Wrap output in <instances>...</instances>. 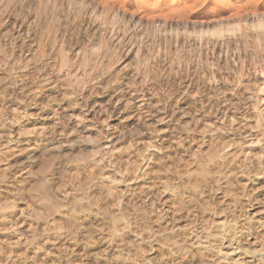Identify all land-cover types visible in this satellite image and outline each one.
<instances>
[{"label":"rangeland","instance_id":"1","mask_svg":"<svg viewBox=\"0 0 264 264\" xmlns=\"http://www.w3.org/2000/svg\"><path fill=\"white\" fill-rule=\"evenodd\" d=\"M16 1L0 0V264H177L175 237L192 253L209 249L202 264H258L264 6L246 9L247 23L235 27L206 5L166 19L171 28L158 33L149 28L158 18L134 8L91 14L78 0ZM46 142L59 148L47 155L59 207L38 221L25 191L39 178ZM74 204L86 211L68 230Z\"/></svg>","mask_w":264,"mask_h":264},{"label":"bare ground","instance_id":"2","mask_svg":"<svg viewBox=\"0 0 264 264\" xmlns=\"http://www.w3.org/2000/svg\"><path fill=\"white\" fill-rule=\"evenodd\" d=\"M21 1V0H20ZM24 1V0H23ZM79 1V3H80V5H81V7L82 8H84V9H86V10H88V11H91L90 13L92 14V12L94 13V10L96 9V8H101L102 10H107V9H110V8H113V9H117V10H119L120 8L121 9H124V8H126V7H129V8H134V9H136V10H138L139 12H140V10L141 11H147L149 14H152V17L153 18H155V17H157L158 18V20L159 21H157V22H159V23H156V25H155V23H154V20H153V23H151L150 22V26H149V28L151 29V30H157V31H159L158 33H160V32H166V29L170 26V25H167V27H166V22H165V20L166 19H168V18H174L175 19V17H181V19H182V16H187V15H189V14H191L192 15V13L193 12H195L196 10L198 11L199 9H201V8H203L204 6H206V5H210V6H212V8L210 9L211 10V16L213 17V18H220V17H222L223 15H228L229 16V19H232L233 20V22H236V26L235 27H238V25L240 24V22H241V20H243L244 21V23H247L246 21V18H247V16H248V14L246 13L247 12V10H248V8H249V10L251 9V11L253 10V9H255L256 10V8L258 7V5L259 4H262L263 6H264V0H181V1H179V2H176V3H172V2H174V1H170L172 4H169L166 0H78ZM7 2H10V1H7ZM7 2H6V4H7ZM15 2H17L16 0H15ZM11 3H12V1H11ZM23 4H24V2H22ZM13 4V3H12ZM17 4V3H16ZM20 4V3H19ZM9 5V4H8ZM14 6V5H13ZM18 6V5H17ZM207 6V7H208ZM45 7V6H44ZM259 7H261V6H259ZM46 8V7H45ZM45 8H44V10H45ZM210 8V7H209ZM47 9V8H46ZM247 9V10H246ZM137 11V12H138ZM196 11V12H197ZM116 12V11H115ZM120 12V11H119ZM138 12V13H139ZM254 12V11H253ZM252 12V13H253ZM89 13V12H88ZM141 13V12H140ZM251 14V13H250ZM147 16H148V14H146ZM151 16V15H150ZM250 17V16H249ZM131 18V17H130ZM147 20H148V18H146ZM178 19V18H177ZM146 20V21H147ZM170 20V19H169ZM218 20H220V19H218ZM150 21H152L151 19H150ZM155 21H156V19H155ZM172 21V20H171ZM177 21H179V19L177 20ZM223 21V20H222ZM149 22V21H148ZM216 22H221V20L220 21H216ZM146 23V25H148L147 24V22H145ZM168 23V22H167ZM179 23V22H178ZM222 23V22H221ZM239 23V24H238ZM261 23H262V26L264 25L263 24V22L261 21ZM259 24V23H258ZM145 25V24H144ZM178 25V24H177ZM246 25H248V24H246ZM261 25V24H260ZM259 25V26H260ZM184 26V25H183ZM220 26H223V25H220ZM146 27V26H145ZM195 27H197V25L195 26ZM169 28H171V27H169ZM198 28L200 29V28H202V27H199L198 26ZM219 28V27H218ZM222 28V27H221ZM220 28V29H221ZM264 28V27H263ZM147 29V28H146ZM195 29V28H194ZM168 30H170V29H168ZM228 30V29H227ZM234 30V29H233ZM237 30H239V29H237ZM201 32H202V30H200ZM206 31V30H205ZM218 31V30H217ZM221 30H219V32H220ZM201 32H197V30H195V33H201ZM208 32V31H207ZM216 32V31H215ZM222 33L224 32V29L221 31ZM221 32H220V35H221ZM193 33H194V31H193ZM203 33H205V32H203ZM213 33V32H212ZM206 34V33H205ZM215 34H217V33H215ZM197 35V34H196ZM192 36H193V34H192ZM194 36H195V34H194ZM199 36V35H198ZM197 36V37H198ZM196 37V38H197ZM200 38H201V36H200ZM199 38V39H200ZM218 48H221L220 46L218 47ZM221 49H219V51H220ZM63 58V57H62ZM61 63V62H60ZM117 95V94H116ZM121 96V95H120ZM115 97V96H114ZM117 101V100H116ZM120 101V100H119ZM121 102V101H120ZM122 104V103H121ZM116 106V105H115ZM119 106V105H118ZM117 107V106H116ZM118 108V107H117ZM116 108V109H117ZM124 108H126V107H124ZM138 114V113H137ZM142 115V114H141ZM69 121V120H68ZM70 121H72V120H70ZM69 121V122H70ZM72 123V122H71ZM75 123V122H74ZM74 123H73V125H74ZM139 123V122H138ZM60 126H62V125H60ZM65 126H67V123H66V125ZM69 126H70V124H69ZM72 127V126H71ZM203 127V126H202ZM75 127H73V129H74ZM137 128V127H136ZM203 128H205V127H203ZM206 129V128H205ZM64 130V129H63ZM62 129H61V131H63ZM73 131V130H72ZM74 132V131H73ZM116 137V136H115ZM129 138V137H128ZM187 138V137H186ZM125 140H127L126 138H124ZM124 139H122V140H124ZM130 139V138H129ZM128 141V140H127ZM40 142H42V140L40 141ZM45 142V141H44ZM120 142L122 143V141L120 140ZM39 143V142H38ZM47 143H49V142H46V144ZM126 143V142H125ZM51 144V143H50ZM36 145V144H35ZM40 145V144H39ZM47 145H49V144H47ZM41 146V145H40ZM44 146V145H43ZM42 146V153H41V155H40V153H39V155L41 156V159H43L42 161V163L40 164V169L38 170L39 171V178L35 181V183L33 182L32 184H30V185H28V187L26 188V191H25V194L27 195V199L29 198V200H31L33 203H35V204H37L38 205V207L39 208H34V220H38L39 221V219H42V217L43 216H45V217H43V219H46L47 220V218H46V215L49 213V212H51L50 210H52L53 208L55 209V207H59V201L58 200H56V198L58 197L57 196V194L56 195H54L53 196V192L51 193L50 192V182L48 181V177H50V173H51V171H52V164L53 163H55V162H53V160H55V158L51 155V156H47V155H50L51 153H52V151L54 150V149H57L58 148V146H57V148H54V145H49L48 147H46V145L43 147ZM178 146V145H177ZM35 147H37V146H35ZM38 148H39V146H38ZM37 148V149H38ZM41 148V147H40ZM39 148V149H40ZM35 149V148H34ZM59 149V148H58ZM168 150V149H167ZM35 151V150H34ZM41 151V150H40ZM55 151H53V155L55 154L54 153ZM34 152H32V154H33ZM38 155V154H37ZM37 155H36V157H37ZM81 155V153L79 154V156ZM32 156V155H31ZM35 156V155H34ZM43 156V157H42ZM263 156H264V152L263 151H261L260 150V152H259V154H258V158L256 159V161H257V164L258 165H261V163H262V160H263ZM39 157V156H38ZM56 158H57V156H56ZM79 158H81V157H78V159ZM255 158V157H254ZM254 158H253V160L252 161H255L254 160ZM35 159V158H34ZM36 159H39V158H36ZM83 158H81V160H82ZM80 160V159H79ZM79 160H77V161H79ZM80 160V161H81ZM31 162H33V160L31 161ZM41 162V161H40ZM83 162V161H82ZM34 163V162H33ZM37 163V162H36ZM35 163V164H36ZM79 163V162H78ZM256 164V162H255V164L254 165H257ZM263 164V163H262ZM257 165V166H258ZM38 166V165H37ZM37 166H36V168H37ZM54 166V165H53ZM263 167H264V165H263ZM263 167H261V168H263ZM33 168V167H32ZM36 168H34V169H36ZM34 169H31V170H34ZM202 169H199V171H201ZM36 171V170H35ZM35 171H32V173H35ZM198 171V172H199ZM29 172H30V170H29ZM28 172V173H29ZM32 173H30V174H32ZM37 174V173H36ZM197 174V173H196ZM201 174L203 175V172L201 171ZM33 175V174H32ZM32 175H31V177H32ZM198 175V174H197ZM200 175V174H199ZM27 176H30V175H28L27 174ZM36 176V175H35ZM71 176H72V174H71ZM195 176V175H194ZM196 177V176H195ZM195 177H194V179H195ZM29 178V177H28ZM36 178H37V176H36ZM62 178V177H61ZM59 180H60V178H59ZM31 181H33V180H31ZM195 182V181H194ZM194 182L192 183L193 184V186H195V184H194ZM28 183V182H27ZM26 183V184H27ZM62 184L63 183H61V186H62ZM64 185V184H63ZM66 185V184H65ZM25 186V185H24ZM27 186V185H26ZM60 186V185H59ZM192 186V185H191ZM231 186V185H230ZM76 187V186H75ZM22 188V187H21ZM25 188V187H24ZM23 188V189H24ZM77 188V187H76ZM80 188V187H79ZM78 188V189H79ZM59 189V188H58ZM57 189V190H58ZM61 189V188H60ZM64 189H66L65 187H64ZM63 189V190H64ZM25 190V189H24ZM66 190H68V189H66ZM195 190V189H194ZM52 191V190H51ZM56 191V190H55ZM236 191V190H235ZM24 192V191H23ZM62 192V191H61ZM63 192H65V190L63 191ZM62 192V193H63ZM22 193V192H21ZM55 193V192H54ZM58 193V192H57ZM59 193H60V191H59ZM58 193V195H60ZM64 194V193H63ZM263 197H261V196H259V197H261V198H259V203H258V206L261 208V210L259 211V212H257V221L255 222L256 223V229H255V233H254V237H253V244L255 245V249H256V253H257V262H258V264H264V194H261ZM21 196H23V193L21 194ZM55 196H56V198H55ZM60 197H61V195H60ZM257 198H258V196H256ZM63 198V197H62ZM58 199H60V198H58ZM79 199H81V198H79ZM78 199V200H79ZM61 201L63 200V199H60ZM65 200V199H64ZM63 200V201H64ZM77 200V201H78ZM95 200V199H94ZM26 201V200H25ZM28 201V200H27ZM27 201H26V203H27ZM30 201V202H31ZM71 201V200H70ZM74 201V200H73ZM96 201H97V198H96ZM95 201V202H96ZM29 202V203H30ZM65 202V201H64ZM74 202H76V201H74ZM78 202H80V201H78ZM89 202V201H88ZM92 202V203H91ZM91 206H96V205H92V204H94L93 203V197H92V200H91ZM258 202V201H257ZM33 203H31V204H33ZM62 203V202H61ZM30 204V205H31ZM64 204V203H63ZM69 204V203H68ZM71 204V203H70ZM77 204V203H76ZM76 204H74V206H71V205H69V206H71L70 208H68V209H66V213H65V221H64V225L68 228V230H69V228L71 229V227L72 226H74L75 224H77L76 222V220L77 219H75L76 218V213H77V211L78 210H80L81 212H84L85 213V211L83 210H81L80 208H78L80 205H76ZM88 205H89V203H87ZM62 205V204H61ZM67 205V204H66ZM73 205V204H72ZM76 205V206H75ZM87 205V206H88ZM33 205H31V207H32ZM68 206V205H67ZM87 206H85L86 207V209H87ZM99 206V205H98ZM98 206H97V208H98ZM101 207H102V205H100ZM36 207V206H35ZM84 207V208H85ZM67 208V207H66ZM82 208H83V206H82ZM90 208V207H89ZM102 208H104V207H102ZM57 209V208H56ZM87 210H89V209H87ZM91 210V209H90ZM89 210V211H90ZM32 211H33V209H32ZM54 211V210H53ZM57 211V210H56ZM242 211V210H241ZM241 211H239L240 213H241ZM32 213V214H33ZM92 213V212H91ZM239 213V214H240ZM86 214H88V213H86ZM48 215H50V214H48ZM83 215V214H82ZM81 215V216H82ZM91 215V214H90ZM30 216H31V214H30ZM79 216V215H78ZM80 216V217H81ZM87 216V215H86ZM92 216V215H91ZM48 217V216H47ZM172 217V216H171ZM78 218V217H77ZM85 218V217H84ZM83 218V219H84ZM173 218V217H172ZM82 219V218H81ZM87 219V218H86ZM168 219V218H167ZM83 221V220H82ZM81 221V222H82ZM172 221V220H171ZM170 221V222H171ZM80 222V221H79ZM166 222V221H165ZM167 222H169V221H167ZM173 222H175V219H174V221ZM63 223V222H62ZM83 223V222H82ZM81 223V224H82ZM88 223V222H87ZM176 223V222H175ZM80 224V223H79ZM80 224V225H81ZM168 224L169 223H167V226H168ZM64 225H63V227H64ZM172 225H173V223H172ZM177 225V224H176ZM175 225V226H176ZM76 226V225H75ZM114 226V225H113ZM76 227H78V226H76ZM174 227V226H173ZM177 227V226H176ZM67 228L65 229V230H67ZM87 228V227H86ZM85 228V229H86ZM164 228H168V227H164ZM72 229H75V228H72ZM79 229V228H78ZM116 229V228H115ZM81 230V229H80ZM88 230V229H87ZM85 231V233L86 232H89V231ZM114 230V229H113ZM169 230H171V228L169 229ZM72 231V230H71ZM84 231V227H83V229H82V232ZM185 231V230H184ZM70 232V231H69ZM73 232V231H72ZM195 232V231H194ZM210 232V231H209ZM90 233V232H89ZM93 233V232H92ZM88 234V236L90 235H93V234ZM182 233V232H181ZM178 234V233H177ZM184 234V233H183ZM208 234V233H207ZM213 234V233H212ZM47 235V234H46ZM45 235V236H46ZM66 236L68 235V234H65ZM96 235V234H95ZM94 235V236H95ZM185 235V234H184ZM186 235H187V233H186ZM185 235V236H186ZM197 235H199V233L197 234ZM201 235V234H200ZM200 235H199V238H200ZM205 235H206V233H205ZM217 235V234H216ZM231 235V234H230ZM233 235V234H232ZM231 235V236H232ZM44 236V237H45ZM49 236V235H48ZM174 236V235H173ZM184 236V237H185ZM189 236V235H188ZM191 236H193V234L192 235H190V237ZM234 237H235V235H233ZM232 236V237H233ZM41 237H43V236H41ZM93 237V236H92ZM96 237H97V235H96ZM96 237L94 238V239H96ZM99 237V236H98ZM162 237V236H161ZM167 237V236H166ZM196 237V236H195ZM202 237V236H201ZM207 237V236H206ZM210 237V236H209ZM215 237H217V236H215ZM214 237V238H215ZM221 237V236H220ZM232 237H230V239L232 238ZM237 237V236H236ZM26 238V237H25ZM91 238V237H90ZM101 238V237H100ZM189 238V237H188ZM187 238V239H188ZM211 238V237H210ZM243 238V237H242ZM89 239V238H88ZM164 240V239H166V238H160V240ZM168 239V238H167ZM175 239H176V237H175ZM175 239L174 238H170L169 240H170V243L172 244V249H171V251H173L175 254H176V256H177V258H178V263L177 264H184V263H188V264H202V263H204V262H206V263H209V260L207 259V257H209V256H207L204 252H205V250L207 249V248H205L203 251H193V253H192V251L190 252V251H188V250H190V247L188 246V244H186L188 247L187 248H185L186 246H184V244L182 243V246H180V245H178L177 243H176V241H175ZM183 239V238H182ZM186 239V240H187ZM203 239V238H202ZM201 239V241H203ZM206 239V238H205ZM204 239V240H205ZM212 239V238H211ZM210 239V240H211ZM218 240H219V237L217 238ZM217 239H214V240H217ZM221 239H224L225 240V238L224 237H222ZM247 239V238H246ZM251 239V238H250ZM22 240V239H21ZM25 240V241H24ZM23 241L26 243V239H24ZM28 240L29 241H27L28 242V244L29 243H31L32 245H33V247L35 246H37V242H38V236L35 234V232L34 231H32V232H30V234L28 235ZM74 238H73V243H74ZM162 240V241H163ZM180 240H181V237H180ZM185 240V241H186ZM191 240V239H190ZM196 240V239H195ZM207 240H209V239H207ZM207 240H205V242L207 241ZM213 240V239H212ZM224 240L222 241V242H224ZM228 241H230L229 239H227ZM234 240V239H233ZM232 240V241H233ZM39 241H40V239H39ZM90 241H92V240H90ZM104 241V240H103ZM110 241H112V240H110ZM110 241L109 242H106V241H104V242H106V243H110ZM183 242H184V240H182ZM182 241H180L179 243L181 244V242ZM192 241H194V239H192ZM191 241V242H192ZM197 241V240H196ZM200 241V242H201ZM236 241H237V238H236ZM246 241V240H245ZM23 242V244L25 245V243ZM85 242H86V240H85ZM89 241H87V243H88ZM94 243L95 242H97V241H93ZM98 242H99V240H98ZM97 242V243H98ZM165 242V241H164ZM199 242V241H198ZM212 242V241H211ZM213 242H215V241H213ZM212 242V243H213ZM227 242V241H226ZM21 243V242H20ZM70 244V246L71 245H74V244ZM90 243V242H89ZM105 243V244H106ZM112 243V242H111ZM193 243V242H192ZM194 243H195V241H194ZM202 243V242H201ZM204 243V242H203ZM202 243V244H203ZM231 243V242H230ZM244 243L246 244L247 242H241V240H239V241H237V245L239 244V245H241V244H243L244 245ZM18 244V243H17ZM16 244V246H17V249H20L21 250V247L20 248H18L19 247V245H17ZM27 244V243H26ZM31 244H30V247H31ZM93 244V243H92ZM96 244V243H95ZM114 244V243H113ZM112 244V245H113ZM201 244V245H202ZM211 244V243H210ZM219 244H221V243H219ZM235 244V243H234ZM76 245V244H75ZM74 245V246H75ZM98 245V244H97ZM96 245V246H97ZM99 245H101V243H99ZM107 245V244H106ZM169 245V244H168ZM200 245V246H201ZM204 245V244H203ZM202 245V246H203ZM214 245V244H213ZM216 245V244H215ZM223 245H224V243H223ZM222 245V246H223ZM28 245H26V247H27ZM85 246H87L86 244H85ZM92 246H94V245H92ZM95 246V247H96ZM163 246V245H162ZM165 246V245H164ZM171 246V245H170ZM195 246H197V244L195 245ZM204 246H207V245H204ZM209 246V245H208ZM217 246V245H216ZM231 246V245H230ZM22 247H24V246H22ZM33 247H31V248H33ZM34 247V248H35ZM67 247V246H66ZM78 247V246H77ZM84 247V246H83ZM88 247V246H87ZM94 247V248H95ZM105 247V246H104ZM106 247H108V246H106ZM105 247V248H106ZM194 247V246H193ZM219 247V246H218ZM16 248V247H15ZM30 248V249H31ZM38 248V247H37ZM40 248V247H39ZM65 248V247H64ZM76 248V247H75ZM85 248V247H84ZM99 248H100V246H99ZM98 248V249H99ZM104 248V249H105ZM115 248V247H114ZM161 248V247H160ZM196 248H198V247H196ZM24 249V248H23ZM22 249V250H23ZM28 249H29V247H28ZM29 249V250H30ZM71 248L69 247V250H70ZM82 249V248H81ZM88 249V248H87ZM107 249V248H106ZM105 249V250H106ZM112 249V248H111ZM163 249V248H162ZM165 249V248H164ZM166 249H168V248H166ZM188 249V250H187ZM202 249H203V247H202ZM201 249V250H202ZM22 250H21V253H22ZM26 250V249H25ZM73 250V249H72ZM79 250V249H78ZM86 250V249H85ZM85 250H83V252L85 251ZM114 250V249H113ZM170 250V249H169ZM200 250V249H199ZM207 250H209V249H207ZM213 250H215V249H213ZM19 251V250H18ZM24 251V250H23ZM32 251V250H31ZM68 251V250H67ZM99 251V250H98ZM101 251V250H100ZM99 251V252H100ZM160 251V250H159ZM163 251H165V250H163ZM221 251V250H220ZM26 252V251H25ZM25 252L24 253H22V254H25ZM35 252V251H34ZM69 252V251H68ZM71 252V251H70ZM69 252V253H70ZM101 252H103V250L101 251ZM105 252H107V251H105ZM117 252V251H116ZM161 252V254H162V251H160ZM172 252V253H173ZM17 253V252H16ZM42 253V252H41ZM77 253V252H76ZM82 253V252H81ZM80 253V254H81ZM87 253V252H86ZM90 253V252H89ZM98 253V252H97ZM112 253V252H111ZM114 253V252H113ZM166 253H168V252H166L165 251V253H163V254H166ZM169 253H170V251H169ZM209 253H211V252H209ZM19 254H20V252H19ZM18 254V255H19ZM21 254V255H22ZM28 254V253H27ZM30 254V253H29ZM31 254H32V252H31ZM36 254V253H35ZM37 254H39V253H37ZM37 254H36V256H37ZM43 254H45L44 252H43ZM82 254H84V253H82ZM99 254V253H98ZM97 254V255H98ZM109 254V253H108ZM116 254V253H115ZM139 254V253H138ZM159 254V253H158ZM208 254V253H207ZM6 255V254H5ZM4 255V256H5ZM9 255V254H8ZM10 255H13V254H10ZM33 255H34V253H33ZM40 256H42V257H40L41 259V262H43V260H42V258H44L43 256L44 255H41V254H39ZM73 255H74V253H73ZM75 255H78V254H75ZM87 255V254H86ZM100 255V254H99ZM99 255H98V257H99ZM103 255H104V252H103ZM160 255V254H159ZM16 256V255H15ZM81 256V255H80ZM85 256V255H84ZM90 256V255H89ZM106 256V255H105ZM113 256V255H112ZM115 256V255H114ZM121 256V255H120ZM174 256V255H173ZM24 257V256H23ZM25 257H27V255L25 256ZM33 257V259H35V257L34 256H32ZM87 257H88V255H87ZM91 257V256H90ZM117 257H119V255L117 256ZM117 257H115V259H117ZM162 257H164V256H162ZM161 257V258H162ZM170 256L168 255V257L167 258H169ZM4 258V257H3ZM14 258V257H13ZM15 258H17L18 259V256L17 257H15ZM20 258H21V256H20ZM31 258V257H30ZM50 258V257H49ZM76 258V257H75ZM85 257H83V259H84ZM89 258V257H88ZM106 258H108V256L106 257ZM110 258H112L113 260H114V258L113 257H110ZM176 258V259H177ZM0 259H2L1 257H0ZM5 259H6V257H5ZM25 258H23V260H24ZM100 259V258H99ZM99 259L97 260V261H99ZM103 259V258H102ZM163 259V258H162ZM162 259H160L159 258V260H162ZM11 260V259H10ZM22 260V259H21ZM27 260V259H26ZM32 260V259H31ZM49 260V259H48ZM47 260V261H48ZM89 260V259H88ZM105 260V259H104ZM103 260V261H104ZM3 261V260H2ZM1 261V262H2ZM5 261V260H4ZM7 261H9L8 259H7ZM6 261V262H7ZM12 261V260H11ZM17 261V260H16ZM25 261V260H24ZM28 261V260H27ZM30 261V260H29ZM39 260H37V262H38ZM46 261V262H47ZM91 261V260H90ZM93 261V260H92ZM101 261V260H100ZM108 261V260H107ZM115 261H118V260H115ZM120 261H121V258H120ZM123 261V260H122ZM164 261H166L165 260V257H164ZM167 261H170V260H167ZM0 262V263H1ZM14 262V261H13ZM20 262V261H19ZM18 262V263H19ZM23 262V261H22ZM33 262H34V260H33ZM36 262V261H35ZM40 262V261H39ZM44 262H45V259H44ZM105 262V261H104ZM112 262V261H111ZM110 262V263H111ZM119 262V261H118ZM157 261H155V264H158V262L156 263ZM160 262H162V261H160ZM255 262V261H254ZM9 263V262H8ZM17 263V264H18ZM48 263V262H47ZM50 263H52V260H51V262ZM76 263V262H75ZM79 263V262H78ZM84 263H85V261H84ZM89 263V262H88ZM94 263V262H93ZM106 263V262H105ZM114 263V262H113ZM166 263V262H165ZM5 264V263H4ZM24 264V263H23ZM25 264H26V261H25ZM30 264H31V262H30ZM34 264V263H33ZM37 264V263H36ZM42 264V263H41ZM71 264V263H70ZM72 264H73V262H72ZM80 264V263H79ZM82 264V263H81ZM104 264V263H103ZM164 264V263H163ZM168 264V263H167ZM224 264H227V261H224ZM234 264V263H233Z\"/></svg>","mask_w":264,"mask_h":264}]
</instances>
